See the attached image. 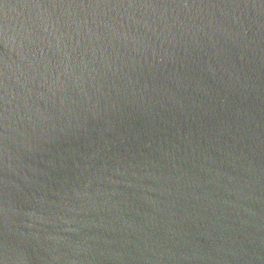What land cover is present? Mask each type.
Instances as JSON below:
<instances>
[{
    "label": "water",
    "instance_id": "95a60500",
    "mask_svg": "<svg viewBox=\"0 0 264 264\" xmlns=\"http://www.w3.org/2000/svg\"><path fill=\"white\" fill-rule=\"evenodd\" d=\"M0 264H264V0H0Z\"/></svg>",
    "mask_w": 264,
    "mask_h": 264
}]
</instances>
